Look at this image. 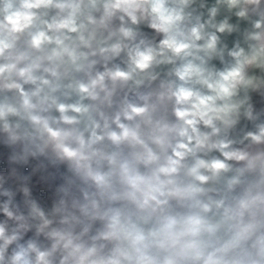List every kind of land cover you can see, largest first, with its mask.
Segmentation results:
<instances>
[{"label": "clouds", "instance_id": "clouds-1", "mask_svg": "<svg viewBox=\"0 0 264 264\" xmlns=\"http://www.w3.org/2000/svg\"><path fill=\"white\" fill-rule=\"evenodd\" d=\"M0 264H264V0H0Z\"/></svg>", "mask_w": 264, "mask_h": 264}]
</instances>
